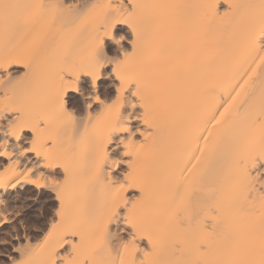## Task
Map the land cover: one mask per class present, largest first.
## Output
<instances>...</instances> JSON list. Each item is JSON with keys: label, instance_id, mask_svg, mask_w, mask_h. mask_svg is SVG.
<instances>
[{"label": "bare ground", "instance_id": "1", "mask_svg": "<svg viewBox=\"0 0 264 264\" xmlns=\"http://www.w3.org/2000/svg\"><path fill=\"white\" fill-rule=\"evenodd\" d=\"M11 242L7 264H264V0H0Z\"/></svg>", "mask_w": 264, "mask_h": 264}, {"label": "rangeland", "instance_id": "2", "mask_svg": "<svg viewBox=\"0 0 264 264\" xmlns=\"http://www.w3.org/2000/svg\"><path fill=\"white\" fill-rule=\"evenodd\" d=\"M117 32L119 33V34H122L123 32H124V27L123 26H119L118 28H117ZM111 46V47H110ZM109 46V48H108V54L110 55V56H114L115 55V53H116V49H115V47L113 46V45H110ZM103 85H101V87H100V93H101V95H110L111 94V91H109L110 89L107 87V83L106 82H103L102 83ZM106 87V88H105ZM105 88V89H104ZM73 101L74 102H72V104L74 105L73 107L76 109V108H78V106H79V103H80V100L78 99V97H75L74 99H73ZM116 152V153H115ZM118 156L117 158H119V153L116 151V150H114L113 151V156ZM116 158V157H115ZM118 168L116 169L117 171H115V173H117V172H119L121 169H124V166L122 165H119V166H117ZM120 169V170H119ZM43 194V195H42ZM41 195H39L38 196V201L35 203V204H33L32 202H29V200H25V201H23V202H18V204H12L13 205V209L11 208L12 207V205H10L9 207L10 208H8V209H10L9 211L12 213V214H15V216H14V222H16V225H17V228L19 229V231H21L22 229H29V230H27V231H29L30 232V235H32V236H34V235H36L37 234V232H39L40 230H39V228L41 227H44V225L46 224V222L47 221H45L46 220V218H47V216H49L50 215V213L52 212V210L51 209H54L55 207L54 206H56V203H54L55 201L52 199L53 197H52V195H51V193L50 192H48V191H44L43 193H42ZM44 197V198H43ZM45 204V205H44ZM18 205V206H17ZM22 207H21V206ZM42 205V206H41ZM43 205H44V207H43ZM38 207V208H37ZM46 207V208H45ZM53 207V208H52ZM21 209V210H20ZM13 210V211H12ZM18 210V211H17ZM15 211V212H14ZM14 212V213H13ZM22 212V213H21ZM19 213H20V215H19ZM19 215V216H18ZM45 215V216H44ZM35 216V217H34ZM17 219H16V218ZM19 217V218H18ZM45 217V218H44ZM45 219V220H44ZM19 220H21V221H19ZM42 221V222H41ZM26 224H25V223ZM34 224H33V223ZM45 222V223H44ZM19 223H21V224H19ZM31 223H32V225H31ZM23 224V225H22ZM36 224V225H35ZM43 224V225H42ZM16 225L13 223V225L11 224V225H7L5 228H7L8 226V229L10 228H12L13 226H15L16 227ZM34 225V226H33ZM12 226V227H11ZM20 226V227H19ZM33 226V227H32ZM39 226V227H38ZM14 227V228H15ZM13 228V229H14ZM38 228V229H37ZM40 228V229H41ZM9 229V230H10ZM17 229V230H18ZM12 230V229H11ZM31 230V231H30ZM33 231V232H32ZM32 233V234H31ZM15 240H13L12 242H14ZM12 242L11 243H7V244H3V245H0V264H7V262H10L9 260L11 259V261H12V258L14 257V255H15V253H17L16 251H13V246H14V244H12ZM17 242L15 241V244H16ZM11 245H12V248H11ZM5 246V247H4ZM10 247V248H9ZM11 249V250H10ZM2 250V251H1ZM5 252V253H4ZM7 253H10V254H7ZM14 254V255H13ZM18 254V253H17ZM15 255V257L17 256V258H13V261L16 259V260H18V259H20V258H18V257H20V256H18V255ZM3 255V256H2ZM10 257H9V256ZM13 256V257H12ZM9 257V258H8ZM12 257V258H11ZM5 260V261H4ZM15 260V261H16ZM14 261V262H15ZM19 261V260H18ZM17 262V261H16ZM15 262V263H16Z\"/></svg>", "mask_w": 264, "mask_h": 264}]
</instances>
